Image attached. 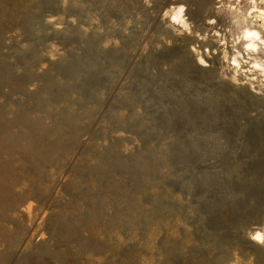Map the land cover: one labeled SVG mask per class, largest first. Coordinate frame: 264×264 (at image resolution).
Instances as JSON below:
<instances>
[{"label":"rangeland","instance_id":"374dc122","mask_svg":"<svg viewBox=\"0 0 264 264\" xmlns=\"http://www.w3.org/2000/svg\"><path fill=\"white\" fill-rule=\"evenodd\" d=\"M263 4L0 0V264H264Z\"/></svg>","mask_w":264,"mask_h":264},{"label":"bare ground","instance_id":"6f19581e","mask_svg":"<svg viewBox=\"0 0 264 264\" xmlns=\"http://www.w3.org/2000/svg\"><path fill=\"white\" fill-rule=\"evenodd\" d=\"M209 2H211V1H209ZM251 2L254 4V5H256V3H257V0H251ZM262 3H264V0H262ZM264 5V4H263ZM181 9V8H180ZM179 9V10H180ZM183 10V9H182ZM254 11V10H253ZM182 14H183V12H182ZM182 14H180V13H178L177 14V16L174 18V20H176V21H183L184 19H182L181 18V15ZM255 18L261 23V27L262 28H264V10H262V11H260L259 12V14H255ZM244 39L245 40H249L250 42L247 44V47L248 48H256L257 47V45L255 44V40H258V41H260V43L261 44H264V40L263 39H261V37H260V35H259V33L257 32V31H255V30H253V31H251V30H246L245 31V34H244ZM199 62H200V64L201 65H205L206 64V62L202 59V58H200L199 59ZM259 238V237H258Z\"/></svg>","mask_w":264,"mask_h":264}]
</instances>
